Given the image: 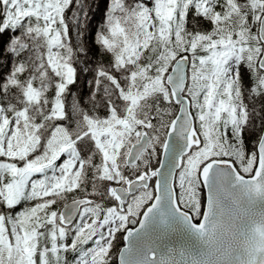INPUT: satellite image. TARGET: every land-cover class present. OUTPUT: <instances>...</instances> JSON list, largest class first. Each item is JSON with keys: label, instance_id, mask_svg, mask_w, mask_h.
Instances as JSON below:
<instances>
[{"label": "snow or ice", "instance_id": "6c2138e0", "mask_svg": "<svg viewBox=\"0 0 264 264\" xmlns=\"http://www.w3.org/2000/svg\"><path fill=\"white\" fill-rule=\"evenodd\" d=\"M247 2L233 28L238 0H0V264H264Z\"/></svg>", "mask_w": 264, "mask_h": 264}, {"label": "trees", "instance_id": "16d2710c", "mask_svg": "<svg viewBox=\"0 0 264 264\" xmlns=\"http://www.w3.org/2000/svg\"><path fill=\"white\" fill-rule=\"evenodd\" d=\"M95 1L96 0H87V3L89 5H94ZM186 2L187 3H191V0H186ZM89 14L91 15L92 11H90ZM95 14L97 15V17L100 16V13L98 11ZM89 46L91 47L92 45H89ZM103 59L106 61L107 57H104ZM97 62H98V58H92V64L89 65V68L91 69L92 65H95ZM74 63H76L78 66L82 67V65L80 64L79 59H74ZM80 77H81V80L83 81V87L85 89H92L93 88V84L89 83V81H92L94 79V77L89 76V77H87V79H85V74L84 73H80ZM79 90H80V87L78 85L77 89H76L77 95L79 94ZM99 91H100L99 98H101V100L104 101L105 97L103 96L102 88ZM78 98H79V95H78ZM81 101L83 103V99L82 98H81ZM68 102L69 103L71 102V94H69V96H68ZM93 105H95V104L92 101L88 100L87 107L89 108V110L93 109ZM98 109H99L100 112L103 111L101 108H98ZM81 152H82V155H86V153L84 152L83 149H81ZM97 162H98V157H94L92 159H87L86 160L85 163H86L87 173H88L89 177L91 176L92 172L94 171V166L97 164ZM89 182H90V180H85V183H89Z\"/></svg>", "mask_w": 264, "mask_h": 264}, {"label": "rangeland", "instance_id": "374dc122", "mask_svg": "<svg viewBox=\"0 0 264 264\" xmlns=\"http://www.w3.org/2000/svg\"><path fill=\"white\" fill-rule=\"evenodd\" d=\"M238 3H239L238 9L236 10L235 14L232 16L231 21H228V24L231 25L233 28L243 23L244 14L250 12V8L247 0H238ZM189 23H190V27L188 29V34L204 29V25L195 17H193L192 21H190ZM90 101H92L96 107L101 108L103 110V101L101 100V98H99V96L95 101L93 100Z\"/></svg>", "mask_w": 264, "mask_h": 264}]
</instances>
